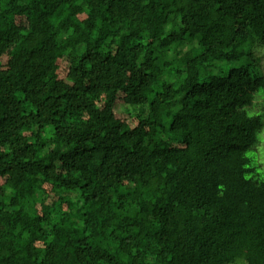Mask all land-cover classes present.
<instances>
[{
    "label": "trees",
    "instance_id": "1",
    "mask_svg": "<svg viewBox=\"0 0 264 264\" xmlns=\"http://www.w3.org/2000/svg\"><path fill=\"white\" fill-rule=\"evenodd\" d=\"M263 47L264 0H0V264H264Z\"/></svg>",
    "mask_w": 264,
    "mask_h": 264
},
{
    "label": "rangeland",
    "instance_id": "2",
    "mask_svg": "<svg viewBox=\"0 0 264 264\" xmlns=\"http://www.w3.org/2000/svg\"><path fill=\"white\" fill-rule=\"evenodd\" d=\"M253 58L247 57L238 63H231L228 67L241 66L250 70L253 75L264 74V47L259 48ZM64 64H62V68ZM258 109L255 106L254 111ZM251 161V167L264 168V130L260 135V142L248 152ZM261 171V170H259Z\"/></svg>",
    "mask_w": 264,
    "mask_h": 264
}]
</instances>
